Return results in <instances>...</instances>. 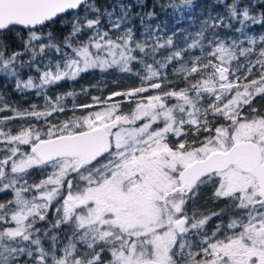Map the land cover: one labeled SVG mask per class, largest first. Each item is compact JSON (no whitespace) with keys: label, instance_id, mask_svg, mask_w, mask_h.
<instances>
[{"label":"snow or ice","instance_id":"1","mask_svg":"<svg viewBox=\"0 0 264 264\" xmlns=\"http://www.w3.org/2000/svg\"><path fill=\"white\" fill-rule=\"evenodd\" d=\"M0 264H264V0H0Z\"/></svg>","mask_w":264,"mask_h":264},{"label":"trees","instance_id":"2","mask_svg":"<svg viewBox=\"0 0 264 264\" xmlns=\"http://www.w3.org/2000/svg\"><path fill=\"white\" fill-rule=\"evenodd\" d=\"M163 19H168L169 21V25L171 26L173 20H171L170 18L167 17H162ZM108 78L106 79L107 83H102L101 81H105L104 80V76H101V74L96 71V72H90L88 74H85L82 78L78 79L76 82H66L63 83L59 88L55 89L54 91H64L66 89H70V88H75L76 90H79L81 88H89V93L88 95H98L100 94L97 89L98 88H104L105 89V95L107 94V92L112 91V90H116L118 87H124V81L121 80L120 83L118 85H114L112 83L113 80H117L118 77L116 76L115 73H110L108 74ZM132 81L128 80L127 83L130 84ZM92 86H96V87H92ZM9 91H11L9 89ZM14 96H16V99H22L19 95H17L16 93H13ZM35 97V96H33ZM30 98V97H28ZM88 96H81L79 97L80 102H87Z\"/></svg>","mask_w":264,"mask_h":264},{"label":"rangeland","instance_id":"3","mask_svg":"<svg viewBox=\"0 0 264 264\" xmlns=\"http://www.w3.org/2000/svg\"><path fill=\"white\" fill-rule=\"evenodd\" d=\"M173 24H174V21L172 22L171 25H173ZM177 26H183V24H180V25H177ZM108 76L109 75L104 76V80H106L108 78H111V77H108ZM66 90H68V89H66ZM59 91H61V90H59ZM15 97L16 96H14L13 93H12V99L14 101H19L20 103L24 104L25 106H27L28 103L33 102V101H35L36 103H41L42 102L39 98H36V97H33V96H30V98H28L27 100H25V99H16ZM38 178H39V176H37V179ZM208 195H210V191L209 190H204V192L201 195L200 201H199L200 208L202 210H204V209L216 210V208L218 207V205L214 204L211 200H208L207 199ZM212 223L214 224L215 223V220H213Z\"/></svg>","mask_w":264,"mask_h":264}]
</instances>
